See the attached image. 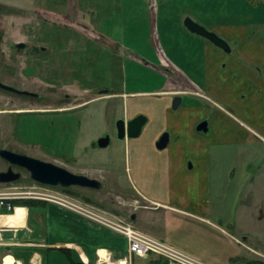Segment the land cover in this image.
<instances>
[{"label": "crops", "instance_id": "1", "mask_svg": "<svg viewBox=\"0 0 264 264\" xmlns=\"http://www.w3.org/2000/svg\"><path fill=\"white\" fill-rule=\"evenodd\" d=\"M208 27L228 41L230 54L200 42L175 50L177 60L155 42L153 69L167 85L156 93L119 98L124 120L141 113L148 121L149 114L138 105L154 107L144 141L146 150L159 155L160 161L142 162L144 146L139 145L137 160L135 154V162H130L131 142L125 138L126 180L120 182L109 170L105 176L87 175L91 172L87 168L77 173L133 192L137 205L127 220L113 210L92 206L111 219L210 264H264V196L254 202L252 195L256 184L264 191V162H233L229 177L219 162H213L224 145L264 143V36L241 22ZM132 95L149 100L133 102ZM175 95L181 101L173 109ZM203 120L207 133L196 130ZM163 131L169 133V141L158 150L155 141ZM23 150L50 160L40 147L24 144ZM74 188L92 190L71 186L64 193L80 199ZM85 198L83 203L91 204ZM25 202L0 213V264H70L65 251L76 264H167L155 255L128 257L124 235L76 212L43 200Z\"/></svg>", "mask_w": 264, "mask_h": 264}, {"label": "rangeland", "instance_id": "2", "mask_svg": "<svg viewBox=\"0 0 264 264\" xmlns=\"http://www.w3.org/2000/svg\"><path fill=\"white\" fill-rule=\"evenodd\" d=\"M185 17L207 27L246 23L264 36V0H0V81L36 94L0 89V148L22 153L24 144L40 147L48 159H56L45 161L71 172L87 168V175L105 176L109 170L120 182L126 180V146L115 131L121 116L119 98L153 91L164 82L153 69L155 42L177 60L176 52L201 42L184 28ZM19 43L23 47H16ZM102 89L112 91L99 92ZM131 97L133 102L149 100ZM144 106L138 109L153 117L154 107ZM150 118L140 135L130 138V162H135V154L137 160L139 145L144 146L142 162L161 159L145 147ZM153 122L158 124V118ZM106 134L110 142L98 147L97 140ZM213 159L229 177L233 162H264V143L224 145ZM7 165L0 158V171ZM13 168L20 178L0 183V192L15 194L39 185L26 170ZM101 184L96 191L74 188L80 195L75 199L83 203L86 197L89 205L113 210L127 220L137 205L133 192L106 180ZM261 188L253 187L254 202L264 196ZM55 189L64 193V188Z\"/></svg>", "mask_w": 264, "mask_h": 264}, {"label": "water", "instance_id": "3", "mask_svg": "<svg viewBox=\"0 0 264 264\" xmlns=\"http://www.w3.org/2000/svg\"><path fill=\"white\" fill-rule=\"evenodd\" d=\"M184 27L191 33L200 35L214 45L222 48L225 51L229 50L227 43L213 31L206 29L203 25L185 17L183 20ZM16 47H23L22 43L16 44ZM0 89L14 92L17 94L31 95L36 94L27 90H20L11 85L0 81ZM108 89H102L99 92L108 93ZM179 103V97L175 98L172 103V108H176ZM147 121L143 114H138L128 121L119 118L115 122L116 137L119 139L135 138L140 135L142 126ZM197 131L204 133L208 132L206 121H201L196 126ZM169 141V133L163 131L155 141V147L158 150L164 149ZM109 143V136L106 134L100 137L96 145L105 147ZM0 158L8 163L6 170L0 171V183H10L20 178V172L13 170V166L26 170L32 181L43 186H53L59 188H68L78 186L83 188L99 189L101 182L95 178L88 177L84 174L74 173L63 166L45 161L27 154L18 153L7 148H0Z\"/></svg>", "mask_w": 264, "mask_h": 264}, {"label": "built area", "instance_id": "4", "mask_svg": "<svg viewBox=\"0 0 264 264\" xmlns=\"http://www.w3.org/2000/svg\"><path fill=\"white\" fill-rule=\"evenodd\" d=\"M55 188L53 186L37 185L15 194L0 192V213H9L14 209V205L10 202L13 199L43 200L120 232L126 240L128 257L155 255L165 259L167 264H210L176 249L163 240L135 229L129 223L111 219L105 213Z\"/></svg>", "mask_w": 264, "mask_h": 264}, {"label": "flooded vegetation", "instance_id": "5", "mask_svg": "<svg viewBox=\"0 0 264 264\" xmlns=\"http://www.w3.org/2000/svg\"><path fill=\"white\" fill-rule=\"evenodd\" d=\"M184 20V19H183ZM196 22H198L199 24H201V25H203L206 29H208V30H211L209 27H207V26H205L204 24H202L201 22H199V21H196ZM184 26V25H183ZM185 28V27H184ZM186 29V28H185ZM187 30V29H186ZM188 31V30H187ZM211 31H213V30H211ZM189 32V31H188ZM214 32V31H213ZM190 34H193V35H196V36H198V37H200V41L201 42H207V43H209V44H211L212 46H214V47H216L217 49H219V50H221L222 51V53H224V54H230V52H231V46H230V44L228 43V41L227 40H225L223 37H221L219 34H217L216 32H214L215 34H217L220 38H222L226 43H227V45H228V47H229V50L228 51H225V50H223L222 48H220V47H218V46H216V45H214L211 41H209L208 39H206V38H204V37H202V36H200V35H197V34H194V33H191V32H189ZM165 53V52H164ZM134 57L135 58H137L142 64H144V65H148V61L147 60H145L144 58H142V57H138V56H136L135 54H134ZM169 57V56H168ZM149 65L151 66V64L149 63ZM152 67V66H151ZM153 68V67H152ZM163 70L166 72V73H169L168 72V69L166 68V67H163ZM166 83V81L165 82H163L162 83V85H160L159 86V88H161V87H165L167 84H165ZM158 88V89H159ZM158 89H156V90H153V91H155V92H153V93H156V91L158 90ZM112 90H110L109 89V91H108V93L110 94V92H111ZM12 93H14V92H12ZM140 93H142V92H140ZM17 94V93H16ZM19 95H23V94H19ZM27 96H31V95H27ZM177 97H179V103H178V105L180 104V101H181V97H180V95H175V96H173L172 97V99H171V107H172V103H173V100L175 99V98H177ZM177 105V106H178ZM120 108L122 109V107L120 106ZM177 108V107H176ZM173 109H175V108H173ZM139 114H141V113H139ZM136 115H138V114H135L134 116H136ZM134 116H132L131 118H133ZM121 119H123V117H122V110H121ZM131 118H129V119H125V121H128V120H130ZM116 131V130H115ZM8 166V165H7ZM14 167V166H13ZM12 167V168H13ZM13 170H14V168H13ZM15 171H17V170H15Z\"/></svg>", "mask_w": 264, "mask_h": 264}, {"label": "trees", "instance_id": "6", "mask_svg": "<svg viewBox=\"0 0 264 264\" xmlns=\"http://www.w3.org/2000/svg\"><path fill=\"white\" fill-rule=\"evenodd\" d=\"M66 189H67V188H64L63 190H66ZM85 199H86V201H89V202H90L89 199H87V198H85ZM27 200H29V199H13V200H10V202H11L13 205H17V204H22V203H28V202H25V201H27ZM30 200H31V199H30ZM65 254H66L67 258L69 259L70 264H76V263L71 259L70 254H69L67 251H65ZM152 264H154V262H153Z\"/></svg>", "mask_w": 264, "mask_h": 264}]
</instances>
